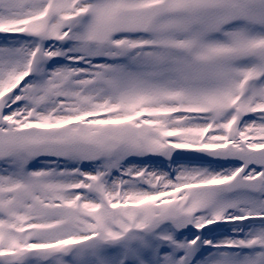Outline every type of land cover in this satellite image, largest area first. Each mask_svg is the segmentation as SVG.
<instances>
[{
	"label": "snow or ice",
	"instance_id": "obj_1",
	"mask_svg": "<svg viewBox=\"0 0 264 264\" xmlns=\"http://www.w3.org/2000/svg\"><path fill=\"white\" fill-rule=\"evenodd\" d=\"M0 264H264V0H0Z\"/></svg>",
	"mask_w": 264,
	"mask_h": 264
}]
</instances>
